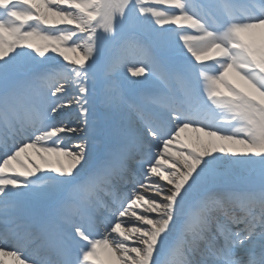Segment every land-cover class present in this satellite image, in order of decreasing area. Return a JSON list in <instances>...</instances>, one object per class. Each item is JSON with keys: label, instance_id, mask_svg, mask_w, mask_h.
I'll return each mask as SVG.
<instances>
[{"label": "snow or ice", "instance_id": "snow-or-ice-1", "mask_svg": "<svg viewBox=\"0 0 264 264\" xmlns=\"http://www.w3.org/2000/svg\"><path fill=\"white\" fill-rule=\"evenodd\" d=\"M0 147L15 264H264V0H0Z\"/></svg>", "mask_w": 264, "mask_h": 264}, {"label": "bare ground", "instance_id": "bare-ground-1", "mask_svg": "<svg viewBox=\"0 0 264 264\" xmlns=\"http://www.w3.org/2000/svg\"><path fill=\"white\" fill-rule=\"evenodd\" d=\"M237 2V6H238V10H239V12H243L244 10H245V8H246V6L251 2V0H237L236 1ZM134 52H135V55H130L129 57H128V61L129 62H131V63H135V61H136V59H139V58H141L140 56H139V52H138V50H133ZM113 55H117L118 56V54H116V53H112ZM139 57V58H138ZM119 80H122L124 83H133V81L136 79V78H134V77H131L128 73H127V75H123L122 73H120L119 74V76L117 77ZM115 83V82H114ZM116 90V89H115ZM117 91V90H116ZM117 93L120 95V93L117 91ZM189 140V142L191 143V144H193L194 143V139H188ZM26 158L27 159H29V158H31V160H33V161H35L36 163H39V164H41L42 165V167H45V169L47 170V166H45V165H43V161H41V160H39V158L36 156V154L33 152L32 154H31V151H29L26 155ZM50 159H52V161H53V163H54V160H55V158L54 157H51ZM162 183V185H163V181L161 182ZM154 215V214H153ZM102 231V230H101ZM6 257H8V256H4V257H0V259H3V262H4V264H10L9 262H8V260H7V258ZM13 264H15V261L13 262Z\"/></svg>", "mask_w": 264, "mask_h": 264}, {"label": "rangeland", "instance_id": "rangeland-1", "mask_svg": "<svg viewBox=\"0 0 264 264\" xmlns=\"http://www.w3.org/2000/svg\"><path fill=\"white\" fill-rule=\"evenodd\" d=\"M216 0H214V2H215ZM109 48H111V45H109ZM69 55H72L71 53H69ZM120 73H122L123 75H127V71H126V68H124V67H121V69H120ZM137 79V78H136ZM115 82V83H114ZM135 85V84H134ZM137 86V85H136ZM112 87L114 88V89H117L119 92H120V95L121 96H124V94H126L127 93V91H129L131 94H132V91H131V88L129 87V88H127L128 86H126V83H124L122 80H119L118 78H116V79H114L113 81H112ZM137 87H139V89L137 90V92L140 90V95H142L143 93H144V90L143 89H146V87L145 88H141L140 86H137ZM195 133H192V132H188V133H185V134H182V141H183V143H189V144H191L190 142H189V138L190 139H194L195 138ZM100 145L98 144V147H99ZM175 147L176 146H174L172 149H170V152H169V155L170 156H173V155H175V156H177L178 157V153L175 151ZM29 151H31V154L33 153V151L32 150H29ZM22 159H24L25 161H27L28 159L26 158V156H24V157H22ZM55 161V160H54ZM14 166L15 167H17V169L18 170H20L19 169V165H16L15 163H14ZM166 182H164L163 181V184H165ZM148 195H155V192H153V191H149V193H148Z\"/></svg>", "mask_w": 264, "mask_h": 264}]
</instances>
